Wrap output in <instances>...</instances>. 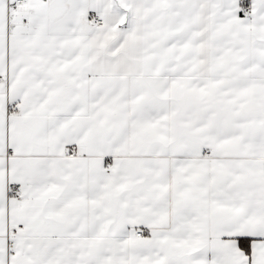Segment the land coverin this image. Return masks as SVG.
<instances>
[{
    "label": "snow or ice",
    "instance_id": "6c2138e0",
    "mask_svg": "<svg viewBox=\"0 0 264 264\" xmlns=\"http://www.w3.org/2000/svg\"><path fill=\"white\" fill-rule=\"evenodd\" d=\"M0 264H264V0H0Z\"/></svg>",
    "mask_w": 264,
    "mask_h": 264
}]
</instances>
